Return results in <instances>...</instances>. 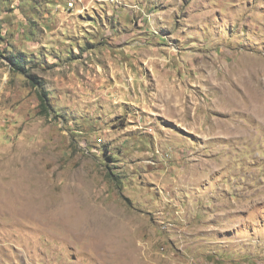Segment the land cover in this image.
<instances>
[{
    "label": "rangeland",
    "instance_id": "obj_1",
    "mask_svg": "<svg viewBox=\"0 0 264 264\" xmlns=\"http://www.w3.org/2000/svg\"><path fill=\"white\" fill-rule=\"evenodd\" d=\"M263 109L264 0H0V264H264Z\"/></svg>",
    "mask_w": 264,
    "mask_h": 264
},
{
    "label": "trees",
    "instance_id": "obj_2",
    "mask_svg": "<svg viewBox=\"0 0 264 264\" xmlns=\"http://www.w3.org/2000/svg\"><path fill=\"white\" fill-rule=\"evenodd\" d=\"M8 61L10 70L16 71L24 74L27 72L24 65V59L22 57V53L12 52L6 56ZM32 79V83L36 87V95L39 102V109L44 115H51L54 110V105L51 103V96L49 95V90L44 87L42 81L34 75H30Z\"/></svg>",
    "mask_w": 264,
    "mask_h": 264
},
{
    "label": "bare ground",
    "instance_id": "obj_3",
    "mask_svg": "<svg viewBox=\"0 0 264 264\" xmlns=\"http://www.w3.org/2000/svg\"><path fill=\"white\" fill-rule=\"evenodd\" d=\"M259 111H260V108H259ZM263 111H264V109H263ZM263 111H262V112H263ZM19 195H20V194H19ZM38 205H39V204H38ZM44 215H46V214H44ZM67 216H68V215H67ZM88 228H89V227H88ZM87 233H88V232H87ZM99 233H100V232H99ZM90 235H91V234H90Z\"/></svg>",
    "mask_w": 264,
    "mask_h": 264
}]
</instances>
